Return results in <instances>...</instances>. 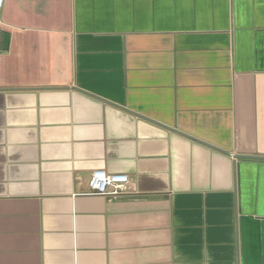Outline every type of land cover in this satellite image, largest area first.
<instances>
[{
	"label": "crops",
	"instance_id": "0c3cea01",
	"mask_svg": "<svg viewBox=\"0 0 264 264\" xmlns=\"http://www.w3.org/2000/svg\"><path fill=\"white\" fill-rule=\"evenodd\" d=\"M261 159L264 0H3L0 264H264Z\"/></svg>",
	"mask_w": 264,
	"mask_h": 264
},
{
	"label": "built area",
	"instance_id": "2783aa9c",
	"mask_svg": "<svg viewBox=\"0 0 264 264\" xmlns=\"http://www.w3.org/2000/svg\"><path fill=\"white\" fill-rule=\"evenodd\" d=\"M3 0H0V11ZM88 195L117 198L134 193L129 178L125 175H109L103 171L92 172L88 182Z\"/></svg>",
	"mask_w": 264,
	"mask_h": 264
},
{
	"label": "water",
	"instance_id": "95a60500",
	"mask_svg": "<svg viewBox=\"0 0 264 264\" xmlns=\"http://www.w3.org/2000/svg\"><path fill=\"white\" fill-rule=\"evenodd\" d=\"M238 158H242V157H238ZM244 158H248V157H244ZM248 159H252V158H248ZM253 159H257V158H253ZM261 160H264V159H261Z\"/></svg>",
	"mask_w": 264,
	"mask_h": 264
}]
</instances>
